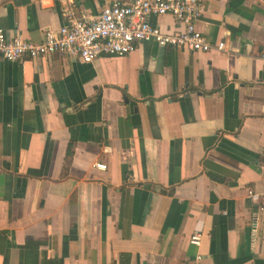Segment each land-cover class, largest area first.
<instances>
[{"label":"crops","instance_id":"crops-1","mask_svg":"<svg viewBox=\"0 0 264 264\" xmlns=\"http://www.w3.org/2000/svg\"><path fill=\"white\" fill-rule=\"evenodd\" d=\"M113 1L0 0V30L38 43ZM203 9L223 52L0 62V264H264V0Z\"/></svg>","mask_w":264,"mask_h":264},{"label":"built area","instance_id":"built-area-1","mask_svg":"<svg viewBox=\"0 0 264 264\" xmlns=\"http://www.w3.org/2000/svg\"><path fill=\"white\" fill-rule=\"evenodd\" d=\"M205 0H114L100 14L81 15L74 10L63 11L64 25L58 32L46 31L40 42L24 40L20 35L8 36L0 30V62L24 59L39 60L56 55H68L86 64L101 56H124L133 53L142 42H154L161 48H180L189 52L225 51V43L213 44L197 28ZM171 16L183 30L167 34L151 25L153 17ZM97 167L105 170V165ZM257 198V210L264 214V194L248 190ZM257 232L255 226L252 230ZM200 247L202 233L195 232L190 240Z\"/></svg>","mask_w":264,"mask_h":264}]
</instances>
